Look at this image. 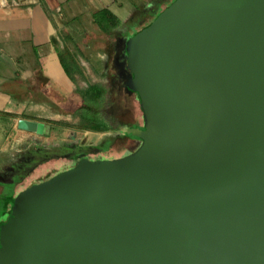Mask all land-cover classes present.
I'll use <instances>...</instances> for the list:
<instances>
[{
	"label": "water",
	"instance_id": "obj_1",
	"mask_svg": "<svg viewBox=\"0 0 264 264\" xmlns=\"http://www.w3.org/2000/svg\"><path fill=\"white\" fill-rule=\"evenodd\" d=\"M128 44L140 146L21 192L0 264H264V0H175Z\"/></svg>",
	"mask_w": 264,
	"mask_h": 264
},
{
	"label": "crops",
	"instance_id": "obj_2",
	"mask_svg": "<svg viewBox=\"0 0 264 264\" xmlns=\"http://www.w3.org/2000/svg\"><path fill=\"white\" fill-rule=\"evenodd\" d=\"M174 1L0 4V223L21 192L49 178L46 170L42 172L48 163L44 153L55 141L67 149L62 158L73 166L83 158L119 159L137 150L144 123L139 102L125 84L127 45L134 35L128 32L146 28ZM100 10L117 19L110 35L93 21ZM90 86L102 88L103 107L96 121H88L82 130L80 108L94 100V95L83 96ZM21 120L47 125L50 133L20 130ZM54 128H62L63 136Z\"/></svg>",
	"mask_w": 264,
	"mask_h": 264
},
{
	"label": "trees",
	"instance_id": "obj_3",
	"mask_svg": "<svg viewBox=\"0 0 264 264\" xmlns=\"http://www.w3.org/2000/svg\"><path fill=\"white\" fill-rule=\"evenodd\" d=\"M162 12H160L159 14H157L155 16V18L158 17ZM93 21L100 28V30L103 33H105L106 35H110L112 33L111 27L117 23L116 17L111 12H109L108 10H100L98 12H95L93 14ZM138 32L139 31H137L132 37H134ZM131 38L129 39V42L131 41ZM128 48H129V44L127 45V51H128ZM131 89H132V93L136 97V94L133 91V86H131ZM102 93H103V90L99 86H90L88 88V90L85 91V94L83 95L84 98H87L88 96H93L94 95V100L92 101V103H93L92 105L91 104H88L85 101L84 104H83V106L80 108V110L82 112L80 114V119L82 120V123H83V124L80 125V127H79L80 129H82V130L83 129H86L87 124H88V121L89 122H95L96 121L97 115L99 114V110L102 108V106L100 105V101L102 99ZM55 125L61 126L62 124L55 123ZM108 160H111V159H108ZM50 178L51 177L47 178L46 180H48ZM12 208H13V206L11 207V209H10L9 213L7 214V216L0 223V229H1V227L3 225H5V223L10 218L11 213H12Z\"/></svg>",
	"mask_w": 264,
	"mask_h": 264
},
{
	"label": "rangeland",
	"instance_id": "obj_4",
	"mask_svg": "<svg viewBox=\"0 0 264 264\" xmlns=\"http://www.w3.org/2000/svg\"><path fill=\"white\" fill-rule=\"evenodd\" d=\"M137 31L138 30L134 29V30H130L128 33L130 35H133ZM125 84L129 88L132 86L131 79L129 77V71H127V77H126ZM51 115H53L51 112H47V116L48 117H50ZM127 118L129 119L128 116H127ZM44 121L47 122V120H44ZM143 123H144V120H143ZM81 124H83V123H81ZM54 130L56 131V133L58 134V136H59V134H61L63 132V129L62 128H57V129L54 128ZM62 136H63V133H62ZM66 150L67 149H65V147H63V145H61V142H59V144H58V142L55 141V144L53 145L51 151H48L47 150L46 153H44L45 159L48 161V163L46 164V168L45 169L42 168L43 169L42 172L46 170V172H48L47 175H49V177H53L54 175H56L57 173H59L61 171H65L67 169H70L73 165H71L70 162H68L64 158H62V156L65 155ZM41 156H42V154H41Z\"/></svg>",
	"mask_w": 264,
	"mask_h": 264
}]
</instances>
